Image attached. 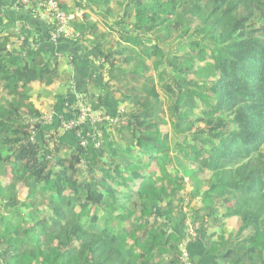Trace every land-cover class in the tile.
Returning a JSON list of instances; mask_svg holds the SVG:
<instances>
[{
    "label": "trees",
    "instance_id": "16d2710c",
    "mask_svg": "<svg viewBox=\"0 0 264 264\" xmlns=\"http://www.w3.org/2000/svg\"><path fill=\"white\" fill-rule=\"evenodd\" d=\"M58 3L103 83L70 95L30 29L25 55L2 30L0 264H181L188 224L192 264H264V0ZM61 80L43 124L32 86ZM78 101L118 117L97 147L59 131Z\"/></svg>",
    "mask_w": 264,
    "mask_h": 264
},
{
    "label": "crops",
    "instance_id": "0c3cea01",
    "mask_svg": "<svg viewBox=\"0 0 264 264\" xmlns=\"http://www.w3.org/2000/svg\"><path fill=\"white\" fill-rule=\"evenodd\" d=\"M30 8L29 6L17 7L15 5V0H0V23L6 30L15 32L12 40H16L18 36V34H16L17 29L28 26L31 35L37 38V49L50 59L61 61L62 65L60 71L67 73V75L69 74L72 78L74 90H71L70 95H75V88L79 90L88 86H101L103 81L101 78L102 75L98 69V64L87 55L88 53L83 47L84 43L81 44L75 39L60 43L52 42L48 35V26L45 18L40 11L39 14H37L32 12ZM61 78L65 79L62 75ZM50 87L38 83L34 85V91L32 92L33 97L31 100L36 108L40 107V111H54L60 105L59 98H62V95L56 96L55 90L50 91ZM50 93L52 96L51 98L48 97V103V101L46 102L44 99H46V96ZM105 102L107 106H111V104H113V99L107 97ZM193 250H196L195 245Z\"/></svg>",
    "mask_w": 264,
    "mask_h": 264
},
{
    "label": "built area",
    "instance_id": "2783aa9c",
    "mask_svg": "<svg viewBox=\"0 0 264 264\" xmlns=\"http://www.w3.org/2000/svg\"><path fill=\"white\" fill-rule=\"evenodd\" d=\"M35 1L36 0H15V5L17 6V4H20L23 7H28L31 2ZM37 4L41 8L40 12L47 22L48 35L52 42L58 43V39L60 37L70 40L78 38L79 35L73 31L70 20L75 15L80 16L81 11H78L73 15L66 14L60 8L58 0H39ZM50 27L51 29H49ZM26 28L27 30L30 29L28 26ZM21 29L22 28L16 30L17 34L21 31ZM2 30L4 31L6 30V28L3 27L0 23V34ZM22 40L23 37L20 36V38L16 39L14 42H12V44H7L6 51L10 54H17L21 52V55H25V51H21ZM30 46L33 49L37 48V45L35 43H31ZM71 89H73V84H71ZM79 99L80 96L77 95V100ZM72 110L73 112L71 118H61L62 121L60 122L59 131L61 133H64L68 130L80 126L81 128L78 130L77 135L80 138V143L82 146H86L87 144L93 142L94 146L97 147V145H99L100 138L102 137V131L100 130V127H102L103 125L110 126L113 124H117L118 122V117L106 115L104 109H93L90 104H85L81 101L77 102V110L75 109V107H73ZM120 111L123 110L120 109ZM43 115V124L51 121V116L49 114L43 113ZM85 126H87L88 129L83 134ZM33 137L34 135L31 136V139H33ZM81 166L84 167L83 162L81 163ZM189 235L195 238L196 231L195 233L190 232L186 236V239H183V241L178 244V250L181 256V264H192V260L189 256L187 247V244L190 241L188 239Z\"/></svg>",
    "mask_w": 264,
    "mask_h": 264
},
{
    "label": "rangeland",
    "instance_id": "374dc122",
    "mask_svg": "<svg viewBox=\"0 0 264 264\" xmlns=\"http://www.w3.org/2000/svg\"><path fill=\"white\" fill-rule=\"evenodd\" d=\"M112 7H113V6H112ZM112 33H113V32H112ZM18 36L20 37V34H19V33H18ZM58 83H60L61 86H62L63 88L59 89L60 87H59L58 85H55V86L50 87V91H52V90H57V91H59V90H60L61 93H65V88L68 87V86H67V83L64 84V83H65L64 80H61V81H59ZM34 85H35V84H34ZM34 85L32 86V92L34 91ZM57 86H58V87H57ZM55 87H57V88H55ZM68 88H69V87H68ZM91 89H92V87H91V86H88V90H91ZM32 92H31V93H32ZM51 96H52V95H51V93H50L48 96H46V99H44V100L47 102V101H48V97L51 98ZM115 97H116V98H119L118 95L115 96ZM117 100H118V99H117ZM48 103H49V101H48ZM119 106H120V109L123 108V107H124L125 109H126V108H129L125 103H121ZM37 108L39 109L40 107H37ZM126 110H127V109H126ZM45 112L48 114V111H45ZM110 126H111V125H110ZM113 126H116V125L113 124V125L111 126V128L107 126V129L110 128V131H114V130H113V128H114ZM112 127H113V128H112ZM161 129H162V130H168L169 127H168L167 125H163V126L161 127ZM111 133H112V132H111ZM49 134H51V135H52V134L56 135V132H55L54 130H52ZM68 151H69V150H68ZM201 177H202V179H204V178L206 177V174H205V175H202ZM185 193H186V192H185ZM181 194L183 195V193H181ZM186 195H187V194H186ZM187 197H188V199H189V195H187ZM187 224H188V222H187ZM235 224H236V220H235V219H230L229 222H228V224L225 226L226 233H228L229 231H232L233 228H234V226H235ZM194 228H195V226H191V225L188 224V231H189L188 234H189L190 232L195 233V229H194ZM210 231H212V230L210 229ZM188 234H187V235H188ZM197 238H199V234H198V232H197L195 238H194L193 236H191V235L188 236V239H189V240H193V239L195 240V239H197ZM214 238H216V237H214ZM179 243H180V242H178V244H179ZM189 246H190V245H189ZM189 246H188V247H189ZM220 251H222V249H220ZM215 254H216V253H215Z\"/></svg>",
    "mask_w": 264,
    "mask_h": 264
},
{
    "label": "clouds",
    "instance_id": "9594fccd",
    "mask_svg": "<svg viewBox=\"0 0 264 264\" xmlns=\"http://www.w3.org/2000/svg\"><path fill=\"white\" fill-rule=\"evenodd\" d=\"M189 246V244H187V247ZM188 249H189V247H188Z\"/></svg>",
    "mask_w": 264,
    "mask_h": 264
}]
</instances>
